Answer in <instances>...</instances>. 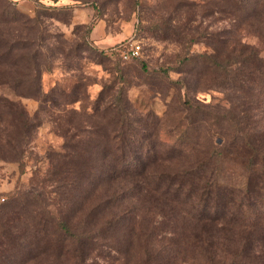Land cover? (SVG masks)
<instances>
[{
  "label": "rangeland",
  "instance_id": "obj_1",
  "mask_svg": "<svg viewBox=\"0 0 264 264\" xmlns=\"http://www.w3.org/2000/svg\"><path fill=\"white\" fill-rule=\"evenodd\" d=\"M248 148L264 153V0H0V264H75L62 223L84 264L264 257V219L183 197L219 183L224 206Z\"/></svg>",
  "mask_w": 264,
  "mask_h": 264
},
{
  "label": "trees",
  "instance_id": "obj_2",
  "mask_svg": "<svg viewBox=\"0 0 264 264\" xmlns=\"http://www.w3.org/2000/svg\"><path fill=\"white\" fill-rule=\"evenodd\" d=\"M118 49L119 48H115L113 50ZM247 60L252 61L251 58ZM249 150L251 155L249 167L251 171L246 177V186L241 191L238 190L235 193L232 190V194L228 195L229 199L224 206L221 205L223 201H221L222 197L220 196V189H218L219 183H215L214 185H209V183H207L204 184V187L199 189L192 186L186 191L185 196H183L185 199L190 200L195 198L194 205L196 215L213 220L226 218L234 223L252 220L255 222L264 219V210L255 207V204L259 202L258 199L264 197V153L251 148ZM256 167H260V169H256ZM173 185H177L175 187H177L179 192L181 190L185 191L186 183L177 180ZM176 194L179 195V193ZM181 194L180 192V195ZM258 225H264V223H258ZM61 230L63 232V241L60 247H70L68 253H71L74 263L84 264V255L89 244V242H87V236L84 233L79 236L76 235L72 228L70 226L68 227L66 223H62ZM68 241L71 242L72 246L68 245ZM246 243L248 244L249 240H247L245 244ZM245 252L246 245L242 260L234 264H264L263 256H247L246 258Z\"/></svg>",
  "mask_w": 264,
  "mask_h": 264
},
{
  "label": "built area",
  "instance_id": "obj_3",
  "mask_svg": "<svg viewBox=\"0 0 264 264\" xmlns=\"http://www.w3.org/2000/svg\"><path fill=\"white\" fill-rule=\"evenodd\" d=\"M142 49L140 45H132L121 52V56L125 60L137 59L141 57Z\"/></svg>",
  "mask_w": 264,
  "mask_h": 264
}]
</instances>
